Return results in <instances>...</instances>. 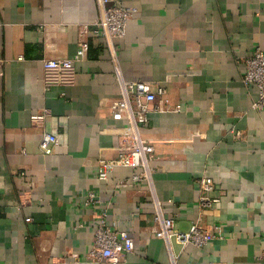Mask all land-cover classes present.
Returning a JSON list of instances; mask_svg holds the SVG:
<instances>
[{
	"label": "crops",
	"instance_id": "crops-1",
	"mask_svg": "<svg viewBox=\"0 0 264 264\" xmlns=\"http://www.w3.org/2000/svg\"><path fill=\"white\" fill-rule=\"evenodd\" d=\"M118 1L137 10L109 50L93 31L95 0H0V264H95L91 220L102 210L137 239L119 262L99 264H171L153 234V202L188 230L200 216L201 174L221 196L202 223L221 236L202 247L171 239L175 264H264V112L252 108L256 87L242 81L245 58L264 50V0ZM80 41L86 55L73 82L45 89L42 60L73 56ZM115 68L165 90L167 109L140 128L155 150L150 182L124 183L126 167L94 176L130 132L109 116L122 87ZM42 110L45 131L58 134L49 153L32 121ZM85 189L100 203L82 210L73 201Z\"/></svg>",
	"mask_w": 264,
	"mask_h": 264
},
{
	"label": "built area",
	"instance_id": "built-area-1",
	"mask_svg": "<svg viewBox=\"0 0 264 264\" xmlns=\"http://www.w3.org/2000/svg\"><path fill=\"white\" fill-rule=\"evenodd\" d=\"M95 3L98 17L93 22V31L104 38L107 47L111 50L113 47L112 40L125 36L127 23L137 9L135 6L125 5L118 0H95ZM79 44V49L73 56L44 58L42 60L45 89L51 85L73 82L75 77L74 64L86 55L84 41H80ZM114 55L115 53L112 51L111 56L113 59H115ZM244 63L245 70L242 81L245 85H253L257 89L252 108L264 112V50L259 46L254 47L245 58ZM115 74L122 87L120 96L111 104L109 116L112 119H126L130 126V132L120 138L119 152L116 157L100 158L98 160L94 176L98 180H105L116 167H126L131 169L132 173L124 183L150 182L151 169L149 168V162L154 159L155 150L149 141L142 139L140 128L146 125L150 112L167 109L165 90L161 86L155 88L150 82L144 80H125L118 68H115ZM178 108L177 105L176 109ZM48 116L47 110L34 114L32 117L33 125L41 129L44 128ZM57 142L58 134L47 132L44 128L39 142L41 150L44 153H49L52 145ZM137 169H141V172H137ZM194 184L198 192L196 204L200 210V216L186 231L176 230L173 218L164 216L159 202H153V234L156 238L168 244L171 264H175L172 249L169 245L171 239L176 240L183 246L193 244L196 247H202L211 238L221 236L219 232L208 231L202 223L203 216L216 211L215 206L220 201L221 196L216 189L214 180L205 174H201L194 179ZM73 202L82 210H87L94 208L100 203V200L96 190L85 189L76 195ZM108 213L102 210L91 220L93 237L87 259L95 264L103 261L119 262L134 249L136 243V228H122L115 223H110ZM82 225L83 223H77L74 227ZM209 264L224 263L210 262Z\"/></svg>",
	"mask_w": 264,
	"mask_h": 264
}]
</instances>
